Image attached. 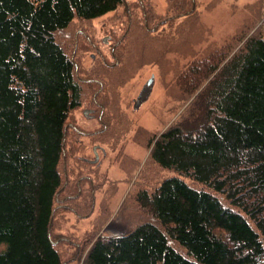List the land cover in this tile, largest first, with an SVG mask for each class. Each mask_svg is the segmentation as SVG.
Returning <instances> with one entry per match:
<instances>
[{"label": "trees", "instance_id": "trees-1", "mask_svg": "<svg viewBox=\"0 0 264 264\" xmlns=\"http://www.w3.org/2000/svg\"><path fill=\"white\" fill-rule=\"evenodd\" d=\"M172 1L179 4L174 15H193L194 7ZM124 3L0 0V264H63L53 229L67 123L90 84L80 82L56 32ZM111 109L123 119L116 102ZM189 114L151 151L156 164L176 173L139 198L160 225L98 237L85 264H264V36L247 39Z\"/></svg>", "mask_w": 264, "mask_h": 264}, {"label": "rangeland", "instance_id": "rangeland-1", "mask_svg": "<svg viewBox=\"0 0 264 264\" xmlns=\"http://www.w3.org/2000/svg\"><path fill=\"white\" fill-rule=\"evenodd\" d=\"M125 2L137 9H133V15L139 28L127 26L129 13L122 5L90 21L76 18L67 28L56 32L57 41L80 70V82L92 76L90 71L102 67L96 46L107 55L110 50L107 44L121 43L123 60L117 62L119 59L110 55L108 60L113 67H128L124 74L119 70L106 73L107 89L109 85L112 93L110 103L107 99L108 111L112 114L110 106L116 102L124 115L118 125L124 128L112 140L100 143L104 138L99 139V132L96 134L101 129L97 117L100 108L92 111L97 114L94 118L84 114L91 107V89L83 106L73 111L68 120L81 134L70 132L68 138V141L72 138V144L66 149L67 179L76 183L81 176V187L86 194L81 197V206H84L81 216L60 205L63 200L59 201V220L53 237L63 264H85L87 253L98 237L124 234L148 221L160 225L150 209L139 201L143 192L151 195L165 178L176 174L152 160L155 139L190 115L202 90L249 37L264 36V0H194V5L192 0H178L187 11L194 7L193 15L187 17L174 15L179 4L175 5L172 0H144L146 13L151 18L150 29L156 28L153 36L146 33L145 13L137 7L138 0ZM220 59V66L213 73L207 70L214 60ZM199 68L200 76L192 74ZM150 79L152 83L147 85ZM147 87H150L147 99L138 104L143 93H148ZM96 143L106 149L107 155L100 166L92 168L86 159L93 157ZM77 164H81V173L77 168L71 172ZM63 176V188H66ZM91 186L95 187L93 208L88 197ZM71 240L81 245L76 258L78 248Z\"/></svg>", "mask_w": 264, "mask_h": 264}, {"label": "flooded vegetation", "instance_id": "flooded-vegetation-1", "mask_svg": "<svg viewBox=\"0 0 264 264\" xmlns=\"http://www.w3.org/2000/svg\"><path fill=\"white\" fill-rule=\"evenodd\" d=\"M144 0H138V4L137 7L139 9H143L142 12L144 11L145 13V26L148 27L149 26V22H151V20L149 19L146 10H145V5H144ZM125 7L127 8V12L129 13L128 15V21H127V26L131 27L132 29H135L136 27H138L139 22L137 20L136 17H134L133 15V9L134 7L131 6L130 4H128L127 2L124 3ZM134 10H137L136 8ZM124 22H122L121 24H123ZM137 24V25H136ZM139 28V27H138ZM153 30L156 31V28L153 27ZM154 31V33H155ZM104 43L106 44V38H103ZM109 44L111 43V41L108 42ZM110 48V50H108V53L106 55V53L104 51L101 50V48H99L98 46H96V50L99 52L100 54V59H101V64L100 66L102 67H96L95 69H93L90 75H92L90 78L92 79H85L87 80V82L90 84V88L92 90L93 96H92V100L90 101L91 103V107H89L88 109L84 110V114L88 117H96L95 114H92V111H95L96 109L100 108V113L97 116L98 117V121L101 125V129H98L96 131L99 132V134L97 136H99V139L104 138L103 141H100V143H108L110 140H112L116 134L117 131L122 130L124 127L119 126V123L122 119V117L118 114L117 110L112 111V114H110V110L108 111L107 108V99L109 100V103L112 100V93L109 89V85H108V89H107V77L108 75L106 74L108 71H120L122 74H124V71L128 69V67H113V65L111 63H109L108 60V56L110 55V58H117L119 59V49L121 47V43H116V44H112L111 46H109L108 44L106 45ZM120 59L117 61L119 62ZM118 65V64H116ZM110 66V67H108ZM79 71V68H78ZM116 78V77H115ZM113 78V80L115 79ZM91 94V93H90ZM89 95V94H87ZM145 98V97H144ZM83 106V105H82ZM81 106V107H82ZM110 106V104H109ZM79 107V108H81ZM111 107V106H110ZM78 108V109H79ZM77 110V109H76ZM111 120H110V119ZM113 121V122H112ZM112 122V124H111ZM113 125V128H111ZM117 127L119 129H117ZM67 148L71 143L70 140H72V138L69 139V135L71 132V135H75V134H81V130L77 129L75 126H73V124H67ZM72 130V131H71ZM130 131V129H129ZM95 134V135H96ZM75 144V143H73ZM101 145L99 144H95L93 147V157L92 158H88L86 159L87 162H90V165L92 166V168H97V166H100L102 164V159L104 157H106L107 155V151L105 148L100 147ZM66 156V153H65ZM65 156H64V164H63V173L65 174V179H66V188L62 187L61 191L59 193V197H58V201H62V206L69 208L70 211L78 216H81V197L84 196V191L83 188L81 187V176L79 177L78 181L69 182V179H67L68 175H69V171H68V167L66 168V161H65ZM79 166V168H78ZM75 168H77L78 170H80L79 172L81 173V164H77L76 167H72L71 168V172H75ZM68 172V173H67ZM92 192H91V196H88L90 201H92V204L90 205L91 208L94 207V202H95V187L91 186ZM68 192V194L66 193ZM64 195V197L61 199V195ZM85 199V198H84ZM86 203V202H85ZM59 204V203H58ZM72 204H74L72 206ZM71 243H73V245L76 246V248H78L75 258L78 256L79 254V249L81 248V245L79 243H77L74 240H71Z\"/></svg>", "mask_w": 264, "mask_h": 264}, {"label": "water", "instance_id": "water-1", "mask_svg": "<svg viewBox=\"0 0 264 264\" xmlns=\"http://www.w3.org/2000/svg\"><path fill=\"white\" fill-rule=\"evenodd\" d=\"M152 80H153V79H150L149 82L147 83V85H150V84L152 83ZM149 88H150V87H147V92H148V93H145L146 91L143 93L145 99L148 97V94H149ZM144 97H140V99H139V101H138V104L141 103V102L144 100Z\"/></svg>", "mask_w": 264, "mask_h": 264}]
</instances>
